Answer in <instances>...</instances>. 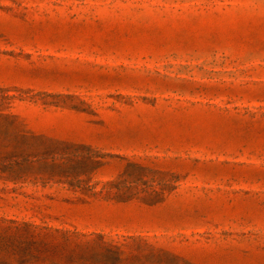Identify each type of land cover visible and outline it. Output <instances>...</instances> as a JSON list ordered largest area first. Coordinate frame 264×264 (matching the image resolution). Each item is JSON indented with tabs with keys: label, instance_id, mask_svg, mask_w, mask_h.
<instances>
[{
	"label": "rangeland",
	"instance_id": "374dc122",
	"mask_svg": "<svg viewBox=\"0 0 264 264\" xmlns=\"http://www.w3.org/2000/svg\"><path fill=\"white\" fill-rule=\"evenodd\" d=\"M0 218L264 264V0H0Z\"/></svg>",
	"mask_w": 264,
	"mask_h": 264
},
{
	"label": "trees",
	"instance_id": "16d2710c",
	"mask_svg": "<svg viewBox=\"0 0 264 264\" xmlns=\"http://www.w3.org/2000/svg\"><path fill=\"white\" fill-rule=\"evenodd\" d=\"M145 248L153 249L138 237L110 238L0 218V264H106V257L119 264L122 255Z\"/></svg>",
	"mask_w": 264,
	"mask_h": 264
}]
</instances>
